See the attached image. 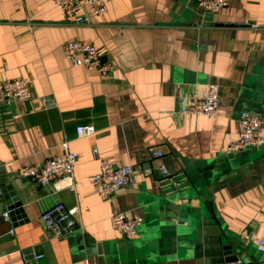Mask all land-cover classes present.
Wrapping results in <instances>:
<instances>
[{
    "label": "crops",
    "instance_id": "0c3cea01",
    "mask_svg": "<svg viewBox=\"0 0 264 264\" xmlns=\"http://www.w3.org/2000/svg\"><path fill=\"white\" fill-rule=\"evenodd\" d=\"M106 2L87 24L53 0H0V80L28 77L32 91L0 103V185L24 208L15 219L0 209V264H264L250 239L264 237V144L227 149L242 111L264 132V0H229L215 13L196 0ZM69 39L90 40L114 69L73 66ZM209 82L219 85L217 114L182 112ZM86 124L95 131L79 135ZM65 138L78 153L74 188L20 175L61 153ZM102 159L133 164L134 182L99 194L88 178ZM59 202L78 210L55 235L42 213ZM113 211L143 217L136 236L112 227ZM228 249L237 260L224 261Z\"/></svg>",
    "mask_w": 264,
    "mask_h": 264
},
{
    "label": "built area",
    "instance_id": "2783aa9c",
    "mask_svg": "<svg viewBox=\"0 0 264 264\" xmlns=\"http://www.w3.org/2000/svg\"><path fill=\"white\" fill-rule=\"evenodd\" d=\"M61 10L63 16L78 23H91L101 18L107 11L106 0H53ZM197 5L204 11L219 12L229 4V0H196ZM65 57L73 66H83L88 70H97L102 74L111 72L115 65L103 60L100 50L88 39H69L63 46ZM219 85L209 82L206 94L195 98L186 104L182 112L189 114H205L214 116L219 105ZM32 97L31 79L17 77L0 80V103L10 105L22 102ZM263 119L248 111L240 114V131L235 140L227 144L230 151L264 144V132L261 128ZM95 131L90 124L79 125V135L91 134ZM62 152L39 164H23L19 173L24 178H30L41 184L52 182L55 189L75 187V163L78 153L69 148V141L65 138L61 142ZM155 156L161 157L163 152L157 148L153 150ZM160 169L164 175H170L167 165L162 162ZM137 172L133 164L116 165L109 160L102 159L100 170L89 176V182L101 195L109 196L119 191L123 186L133 183ZM76 206L67 207L59 202L42 213V220L46 228L55 235H61L76 225ZM7 217V214H5ZM112 227L120 233L134 237L139 226L143 223L142 216H132L127 211H113L110 214ZM251 241L257 249L264 253V237L252 234Z\"/></svg>",
    "mask_w": 264,
    "mask_h": 264
},
{
    "label": "water",
    "instance_id": "95a60500",
    "mask_svg": "<svg viewBox=\"0 0 264 264\" xmlns=\"http://www.w3.org/2000/svg\"><path fill=\"white\" fill-rule=\"evenodd\" d=\"M5 185H7L9 188L8 183H6ZM5 185H3V184H2V186L0 185V187H1L0 191L2 193V197L0 198L1 199L0 202L3 205V206L0 205V209L2 211L9 210V214L12 216V219H15V216L21 215V213L24 211L23 202L16 195L7 194L6 188H4ZM235 260H237V254L235 252H232V250L228 249V251L225 252L224 261L226 263H229V262H233Z\"/></svg>",
    "mask_w": 264,
    "mask_h": 264
}]
</instances>
